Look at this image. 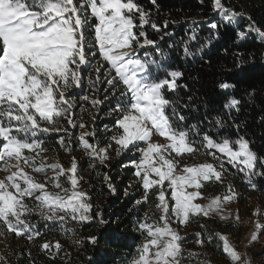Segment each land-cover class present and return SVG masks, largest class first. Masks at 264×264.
Returning a JSON list of instances; mask_svg holds the SVG:
<instances>
[{
    "label": "snow or ice",
    "instance_id": "snow-or-ice-1",
    "mask_svg": "<svg viewBox=\"0 0 264 264\" xmlns=\"http://www.w3.org/2000/svg\"><path fill=\"white\" fill-rule=\"evenodd\" d=\"M150 3L158 13L157 0ZM212 7L225 25L238 24L242 19L249 21L243 30L237 31L239 40L255 33L264 41V29L249 14L237 12L223 0H212ZM168 24L165 20L163 28L167 29ZM146 26L161 31L151 10L136 0H0V162H3L0 170L8 173L0 179V226L5 229L0 236L13 233L17 238L33 241L41 235L30 219L34 215L61 226L66 235L76 231L68 228L69 221L81 225L110 223L102 212L94 211L88 193L81 190L76 157L65 168L59 161L47 162L43 156L47 151L46 140L42 138L45 133L59 134L61 147L73 150L70 128L85 129L83 120L78 122L74 118L78 107L86 110L84 102L98 114L104 104L115 99V106L107 113L114 117L115 123L111 129L105 126V131L112 133L110 140L117 146V155L132 152L140 156L139 161H131L144 191L136 204L147 203L150 192H156L155 208L159 216L145 214L138 218L137 231L144 240L131 264H183L186 256L193 258L199 254H185L184 238L173 223L185 225L193 216L209 217L213 213L222 220L233 219L231 212L223 208V203L238 198L231 185L229 194L223 198H212L206 205L194 202L204 198L201 190L207 182H222L227 171L225 163L243 174V181L251 190L257 189L252 181L255 176H264V157L252 150L251 141L245 136L219 137L218 132L213 134L199 123L185 124L187 117L182 109L189 108L192 97L184 103L178 95L169 96L182 87L177 80L183 72L169 70L161 79L158 73L154 75L153 66L164 65L155 58L149 59L148 53L143 59L138 54L139 50L156 45V41L147 37ZM209 26L216 30L220 24L212 21ZM196 40L197 33L193 30L189 41ZM211 44L212 39H208L193 51L185 42L184 55L194 57ZM246 67V61L238 58L237 70ZM84 73L89 94L76 97L74 90L85 86ZM218 86L235 87L228 82ZM254 95V90L249 93ZM242 103L240 98L231 97L224 105L237 132L240 125L232 114L239 113ZM92 119L95 121L96 117ZM226 123L223 115H217L208 121V126L220 129ZM155 135L166 142H153ZM89 137L96 139L95 127L81 132L75 142L89 159L105 167L112 144L100 147L98 142L91 143ZM185 154L210 156L215 163L181 164L176 157L183 158ZM96 166L90 165L93 169ZM25 169L43 175L44 180L36 179ZM104 180L108 182L110 177L105 174ZM108 187L115 191L111 183ZM258 214L259 210L253 213ZM234 221L239 223L238 214ZM261 233L264 225L257 221L249 246L258 241ZM196 235L200 237L201 233ZM216 236L222 241V252L230 264H250V258L238 252L227 236L220 233ZM87 239L92 245L99 241L98 236ZM208 240L211 242L212 237ZM75 243L80 245L82 241ZM197 244L203 247L204 240L198 239ZM40 247L54 259L62 245L58 241L45 242ZM0 264H6L2 256Z\"/></svg>",
    "mask_w": 264,
    "mask_h": 264
},
{
    "label": "trees",
    "instance_id": "trees-1",
    "mask_svg": "<svg viewBox=\"0 0 264 264\" xmlns=\"http://www.w3.org/2000/svg\"><path fill=\"white\" fill-rule=\"evenodd\" d=\"M136 2L146 10H151L153 19L161 27V31L157 32L146 26L147 37L156 41V45L147 46L139 50L138 54L143 59L145 53H148L149 59L155 58L164 65L163 68L153 66L154 75L158 73L161 79L165 78L169 70L183 72V76L177 80L182 87L175 94L169 93V96L178 95L184 103H188L189 96L192 97L189 108L182 109V114L187 117L185 124L199 123L203 129L210 130L213 134L218 132L219 137L235 139L238 135L245 136L251 141L252 150L260 157H264V41L255 33L250 34L243 41L239 40L236 34L238 30H243L249 21L242 19L238 24H223L220 16L213 10L212 0H202V2L201 0H157L158 13L150 0H136ZM223 3L237 12L243 11L249 14L252 20L264 29V0H223ZM165 20L169 22L167 29L163 28ZM193 21L198 23L193 24ZM212 21H216L220 27L212 30L209 26ZM193 30L197 33V40L189 41ZM165 32H171L173 35H164ZM162 35L163 39H161ZM217 35L218 38H215ZM208 39H212V44L210 47H205L203 52L197 53L194 57L184 55L185 42H188L190 49L195 51ZM157 50L162 51L163 55ZM238 58L247 63V67L240 71L237 70ZM84 75L85 86L74 90L73 95L76 97L89 94L87 73ZM221 82H228L235 87L221 89L218 86ZM183 85H187V88ZM253 90L255 95L249 96ZM231 97L243 101L239 113L232 114L236 123L240 125L239 132L228 120L224 108ZM100 98L103 99V95ZM84 103L86 110L82 111L78 107L74 118L78 122L83 120L85 129L70 128L74 141L73 150L65 151L61 147L58 143L59 134L45 133L42 137L46 140L45 154L66 166H70L72 158L76 157L81 190L88 193L94 211L102 212L104 219L109 220L110 223L106 226L96 223L81 225L69 221L68 228L76 231L66 235L60 230L61 226L45 222L34 215L30 219L37 224L41 235L33 241H28L24 237L17 238L12 233L10 245L3 255L7 264H131L144 240V236L137 231L138 218L144 217L145 214L150 217L159 216L155 208V190L150 192L147 203L136 204L137 200L143 198L144 191L134 175L135 168L131 161H139V154L125 152L117 155L115 151L117 146L110 140L112 133L105 131V126L111 129L115 123L114 117L107 115L109 108L115 106V99L104 104L98 114L87 102ZM217 115L225 117L227 121L225 127L217 129L212 126L209 129L208 121ZM92 116L96 117L95 121ZM93 127L96 130V139L89 137L91 143L98 142L100 147L112 144L105 167L89 159L75 142L81 132L92 131ZM65 139L67 140L68 137ZM176 159L181 160L182 164L215 163L210 156L203 154L196 157L185 154L183 158L176 157ZM93 163L97 165L95 169L90 167ZM225 168L227 171L223 174L222 182H207L201 190L203 194L208 195L212 192L226 194L228 186L231 185L239 194L236 200L240 206L248 202H257L264 208V176L253 177L252 182L257 185V189L251 190L243 181L242 173H237L227 163ZM105 174L110 177V181L105 182ZM109 183L115 189L114 192L109 189ZM172 226L184 238L182 248L185 254L187 252L199 254L193 258L186 256L183 264H198V261L214 264L215 261L228 260L222 252V241L216 234L227 236L229 241L237 240L240 234V226L235 221L222 220L215 216H193L185 225L173 223ZM196 233H201V236L198 237ZM90 236L99 237L97 245L89 243L87 238ZM209 236L212 237L211 242L208 240ZM201 238L204 240L203 247L197 244V240ZM76 240H81L82 244L77 245ZM57 241L62 248L53 259L46 251H42L40 246L45 242L55 244ZM89 257L91 260L88 259Z\"/></svg>",
    "mask_w": 264,
    "mask_h": 264
},
{
    "label": "rangeland",
    "instance_id": "rangeland-1",
    "mask_svg": "<svg viewBox=\"0 0 264 264\" xmlns=\"http://www.w3.org/2000/svg\"><path fill=\"white\" fill-rule=\"evenodd\" d=\"M264 55V54H263ZM153 142H159V143H165V138L159 137L158 135H155L152 137ZM175 157V153L172 154ZM43 156L47 158V162L52 163L56 162L57 160H54L47 156V154L43 153ZM60 162V161H59ZM63 164L62 162H60ZM3 162H0V165H2ZM182 164V163H181ZM188 165H193L189 163H184ZM64 165V164H63ZM65 168H68L70 166L64 165ZM15 170V169H12ZM26 171H29L30 174H32L36 179L43 181L44 176L37 173H32L31 169H25ZM8 173H5L4 171L0 170V179H3ZM51 174V173H49ZM63 180V178H62ZM69 185L65 184V187H68ZM53 190L54 189H50ZM189 191H193L194 189H188ZM226 194H219L217 192H212L208 195H204L203 199H197L194 201L195 203H199L201 205H206L209 203L210 199L215 198L217 196L223 198ZM249 203V204H248ZM243 205H239L237 200H233L230 202L223 203V208L231 212L233 219H228L231 221H234V217L238 214L240 217V221L238 225L240 226V234L237 240H230L231 244L235 246L236 250L240 252L242 255H246L247 258H250V264H264V233H261L258 237L257 242H253L249 246V240L251 238V234L255 231V224L257 221H259L262 225H264V208L260 203H251L248 202ZM259 210L258 215H253L254 212ZM210 216H215L219 219L220 216L213 213L210 214ZM0 232H5V229L0 226ZM12 233H6L4 236H0V256L3 257L4 253L8 249L10 245V236ZM7 264V263H6ZM214 264H230V260L225 261H215Z\"/></svg>",
    "mask_w": 264,
    "mask_h": 264
},
{
    "label": "water",
    "instance_id": "water-1",
    "mask_svg": "<svg viewBox=\"0 0 264 264\" xmlns=\"http://www.w3.org/2000/svg\"><path fill=\"white\" fill-rule=\"evenodd\" d=\"M263 57H264V55H263Z\"/></svg>",
    "mask_w": 264,
    "mask_h": 264
}]
</instances>
